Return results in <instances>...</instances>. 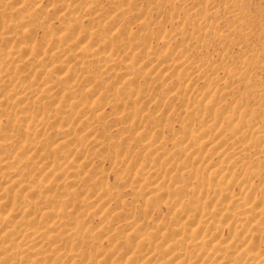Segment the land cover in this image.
<instances>
[{
  "label": "bare ground",
  "instance_id": "6f19581e",
  "mask_svg": "<svg viewBox=\"0 0 264 264\" xmlns=\"http://www.w3.org/2000/svg\"><path fill=\"white\" fill-rule=\"evenodd\" d=\"M101 2L102 0L100 2L99 0L80 1L84 7H96L98 11L101 9ZM107 2L111 3L110 12L113 14L118 15L120 10L123 9L124 2L122 3L120 0ZM13 3L16 4L12 5ZM23 6H25V3L22 4L21 1L20 3L13 0L0 1V16L14 12L10 10L13 7L21 9ZM60 6V10L56 13L61 22L60 30L66 34L77 31V26L73 22L76 21V16L80 14L77 10L81 9V6L77 10L75 9L76 11L73 10L74 8L71 9L67 3L66 6ZM126 9L127 7L124 10L126 11ZM232 10L229 7L226 8V12H232ZM98 13L97 11L94 14L88 13L86 17L90 18L89 21L92 24L98 23L101 18L98 17ZM147 17H137L140 18L139 25L141 28H148L151 25L153 20H147ZM28 19L27 16H23L18 22H20L19 24L24 23L22 27H25L29 24ZM10 22L0 24V182L3 183L0 187V264H65L66 256L69 254L72 256L70 264H80L84 261L85 254L82 253V250L72 249L68 246L72 243L89 244L94 239L91 233L85 231L84 220L86 215L81 214L83 209L79 207L85 205V203L90 204V207L95 204L97 206L103 205L102 211L98 216H104L108 211L114 212L108 204L112 194L111 191L98 185L91 189H89V186L87 188L88 183L96 181L97 178L92 179L88 174L82 175L83 173H80L81 169L94 159L92 156L90 160L91 156L89 157V155H84L85 157L83 158L82 148L80 147L82 140L87 139L85 142L87 147L95 146L96 150L103 149L102 141H98L96 138H88L96 119H92L86 114L93 111H95L94 114H99V104L101 105L103 101L117 107L122 106L123 102H118L120 95L117 92H110L98 99L96 104L92 103L95 105H86L81 98L76 96V90L74 91L73 88L74 78H77L76 74L89 72V65L92 64V60L97 63L96 67L99 65L108 69L106 68L107 66L109 67L115 63L117 59L120 60L125 57L122 60L123 63L125 62V67L120 72L125 77L127 85H131L133 79L138 75V71L143 68L137 69L135 61L136 63L139 62V66H150L145 74L146 76L159 78L162 83H165L168 80H172L175 75L174 71L178 70L186 59L169 58L167 56L168 59H164L161 64L160 58L156 56L154 50H151V48L138 50L140 47L130 56L125 53L123 57L118 56L117 58L112 52L106 54L102 52L104 51L102 47V49L95 47L98 43V45L100 43L103 44L102 42L105 45H109L108 41L112 37V35L101 34L97 30H87L82 34L83 37L81 39L85 38L84 43L52 41L54 45H49L50 48L48 46L50 41L46 40L45 46L47 49L45 52H40V48H34L33 50L28 48L30 46L23 44L25 41L23 42V39L13 34L11 30L13 23L11 24ZM196 28H199V26ZM26 30L27 33L31 31L29 29ZM198 30H202L201 27ZM181 33L183 31L179 33L180 36ZM132 37L136 38V36ZM145 37L144 40H149L148 33ZM125 38L120 39V43L122 42L123 45L125 43L124 40L127 41ZM224 38L221 36L220 40ZM163 39L164 37L161 38V42L165 44L166 41ZM70 45H73L74 48L69 51ZM140 49L143 48L141 47ZM33 62L35 63L33 64ZM37 67L42 69H37ZM64 67L72 69V73L68 74V71H64L65 73L63 72L60 76L57 75L58 72L57 74L54 73ZM30 74L35 75V77L40 75L39 79L34 77L39 81L37 82V87H33L32 85L34 84H22V81L29 78ZM130 74L132 75L129 76ZM203 75H199L198 79H201V82H205L204 84L209 85L210 88L213 87L212 84L216 83V81L210 85L208 84L210 83L209 79H207L208 76L205 77ZM181 76L178 75V79ZM172 81L176 82V80ZM89 83L90 81H88L87 85ZM100 83H102V79L98 82H92L90 87L85 89L84 94L91 95L96 92V86H99ZM186 86L181 91L183 93L179 92L182 100L186 102L182 110L183 114L188 118L189 114L200 112L206 123L205 127L208 126V123L215 121L217 117L214 113H210L209 109L216 106L220 100L209 96V87L205 90H200L195 88V85L190 86L189 89ZM94 87L96 88L93 89ZM228 87L229 84L227 83L221 88L224 89L221 93L229 94L230 90H228ZM54 94L58 96L57 99H53ZM177 95L174 94V97H177ZM221 96L224 98V95ZM204 99H207V101H203ZM39 102L48 105L45 111L42 110L45 105L43 106ZM39 106L42 107L40 108ZM75 108L84 111V117L78 121L80 129L77 132L74 125L76 122H74L75 117L72 116V110ZM238 109L237 105L236 107H230L226 111L229 115L228 119L230 118L232 121L231 123L233 124L236 121V126L232 125L228 129L231 131L230 137L235 138V142L231 145H227V140L222 136H217L213 140L208 141L212 137L213 127H209L210 129L208 127L203 128L202 132H207L197 140H195L196 136L202 134V132H188V130H185V134L182 133L180 138L174 139V148L171 152H169L170 149L168 151L163 149L162 141L159 138L149 137L141 140L148 149H155L152 157H157L158 161L163 156L178 160L177 163L173 162L175 163L173 168L171 163L170 167L165 166V164L164 167L158 162L154 163V160H152V164L143 165L136 169L134 175L136 177L141 175L143 180L147 181L143 186L145 190H149L146 191L148 193L145 192L146 194L143 197L145 204L155 199H165L166 197L168 199L169 196H172L170 193H173L175 189L172 190L169 186L170 190H172L171 192L168 191L169 188H167L168 190H165V188L163 190V185L162 187L160 185L162 181L178 183L177 178L180 177V173L190 167L192 162L203 160L206 165L209 154L217 158L216 163L209 165L208 175L204 180H200L197 173L189 172L191 179L200 180L199 185L195 187V191L200 197L204 198H202V204L203 202L210 204L209 210L206 213H202L201 203H198L197 200L193 204L189 203V205H185L182 201L181 203L177 198V200L168 202L166 205L168 209L176 211V213L172 214L174 215L173 222L176 225L174 230H171V235L172 232L173 235L170 238L164 235L166 230L164 234L162 233L163 228H165L163 224L150 226L145 221L144 223H138L134 215L133 219H131L132 215L130 217L127 215L129 214L128 208L122 204V209L115 211L114 214L123 216V220L127 219L124 225L125 231L122 234L118 235L116 232L115 235L107 237L110 247L98 255L97 261L102 262L103 258H108L109 261L105 264H120L118 259L110 257L108 252L116 248L115 245L119 242L127 240L134 242L136 240L134 247L130 245V253L128 252L129 255L126 257L125 262L121 264H264V196L259 198L253 196L255 186L247 184L248 174L246 175L245 173L240 178L230 177L229 175L234 163L237 162L236 160L243 159L253 146L252 141L246 138V133H249V131L258 133L260 131L258 128H251L250 124L240 118L241 115H236ZM133 111H135L134 107ZM150 116L151 113L145 114L144 120L149 126H152L158 119L156 116ZM1 117L6 119V124H2ZM113 119L115 121L114 124H118L124 129L128 127L123 124L125 122L124 117L117 115ZM17 121H23V124L20 125ZM222 128L219 130L224 133L227 129ZM219 130L217 129V131ZM53 138L55 140H52ZM190 139L195 140V145L198 142L203 144L208 141L202 155L196 154L193 156L194 152L189 150ZM114 145H117L116 141H114ZM229 153L231 154L229 155ZM80 157L83 159L77 161ZM164 161L166 163L165 159ZM170 172H172L173 176L167 177L166 175ZM234 180L240 181L243 188L239 193L232 195L230 187ZM219 197L228 198L224 203L220 201V203H223L221 208L218 207V202L214 203L212 201L216 198L219 199ZM105 204L108 205L104 207ZM117 207L119 208V206ZM149 209H146L147 212ZM189 215H192L194 220L192 218L188 219ZM81 216H84V218L79 219ZM139 220H141V217ZM169 221L171 222V220ZM165 224L164 226H166ZM203 227H208L210 232L208 234L204 233ZM222 230L227 231L225 238L218 237ZM187 245L194 248V255L190 263L187 260L183 262L184 259L179 256L180 254L175 256L176 252L183 248H188ZM164 250L167 253H164V256L158 259L160 253L164 252ZM87 263H89V260H86L83 264Z\"/></svg>",
  "mask_w": 264,
  "mask_h": 264
},
{
  "label": "rangeland",
  "instance_id": "374dc122",
  "mask_svg": "<svg viewBox=\"0 0 264 264\" xmlns=\"http://www.w3.org/2000/svg\"><path fill=\"white\" fill-rule=\"evenodd\" d=\"M0 1L5 2L9 0ZM13 1L18 3L21 1L22 4L25 3V6L21 9L13 7L10 10L14 12L5 15L2 14L0 16V24L6 22L9 23V21H11L10 23H13V27H11L13 34L23 39V42L25 41V43H22L26 46H30L28 47L29 49L34 50V48H40V52H45L47 49L45 46L46 40H49L51 43L52 41L84 43L85 38L81 39L83 37L82 34L87 30H97V32L99 31L101 34H106L108 36L112 35V37L111 40L108 41L109 45H105V43L102 42L104 46L101 43L98 45V43L95 47H102L103 49H101L104 50L102 52L106 54L112 52L117 58L118 56L123 57L125 53H128L130 56L137 51L139 47H142L143 49L139 48L138 50L149 48L154 50L156 56L160 58L161 64L164 59H168V57L180 58L182 60L186 59L184 64L180 66L178 70L174 71L175 75L172 80H176V82L168 80L165 83H162L159 78L156 79L154 77L146 76L145 74L150 66H139V62L137 61L138 63H136L135 61V67L137 69L143 68L138 71L139 73L135 79H133L131 85H127L124 79L125 77H123L120 72L125 67V62L123 63L122 61L125 57L120 60L117 59L116 62L113 63L114 65L111 64L109 67L107 66L106 68L108 69L99 65L96 67L97 63L92 60V64L89 65V72L76 74L77 78H74L73 88L74 91L76 90V96L81 98L86 105H95L98 99L104 97L110 92H117L120 95L118 102H123L122 106L117 107L109 102L103 101L101 105L99 104V114H94L95 111L86 114L92 119H96L88 138H96L98 141H102L101 144L103 145V149L96 150L95 146L87 147L85 144L87 139L82 140L80 147L82 148L83 158L85 157L84 155H89V157L91 156L90 160L92 159V156L94 159L91 163L83 167L80 173H83L82 175L88 174L92 179L97 178L96 181L89 182L87 188L90 187L89 189H91L98 185L103 188L106 187L111 191L112 194L108 200V204L114 212L108 211L104 216H98L102 211L103 205L97 206V204H95L91 207L89 206L90 204L86 203L83 206L79 205V208L83 209L81 214L86 215L84 220L85 231L91 233L94 239V241L89 244L72 243L68 246L72 249L77 248V250H82V253L85 254V259L80 264H83L86 260H89V263L87 264H105L109 261L108 258H103V261L100 262L97 261V258L98 255L102 254L110 247V243L107 239L108 236L115 235L116 232V234L119 235L125 231L124 225L127 219L123 220V216H116V214H114L115 211L121 210L123 205L128 208L129 214L127 215H129V217L132 215L131 219L135 216L134 218L138 223H144L145 221V223L147 222L150 226L163 224V227L165 228H163L162 233L164 234L166 230V233L168 234L165 233L164 235L169 237L173 235V232L171 235V230L173 231L176 225L173 222L174 215H172L176 213V211H170L168 209L166 206L168 202L178 199L185 205H189V203L193 204V202L197 200L198 203H201L202 213H206L209 210L210 204L206 202H203L202 204L204 198L198 195L195 191V187L199 185L201 179L204 180L207 178L208 169L210 167L209 165H213L217 161V158L211 154L208 155L206 165V162L203 163V160L200 162H192L190 167L180 173V177L177 178V181H179L178 183H172L171 181V184L163 181L160 183L161 187L163 185V190L164 188L165 190H168L167 188H169V186L172 190L175 189L173 190V193H170L172 196H169L168 199L167 197L165 199H155L146 204L143 202L144 194L148 193L146 191L149 190L143 188L147 182L143 180V176L138 175V178L134 175L136 169L143 165L152 164V160H154V163L158 162L161 166H164L165 164L167 167H170L169 165L171 163L173 164V168L178 160H175V158L169 159L166 156H163L164 158H159L158 161L157 157H152L155 149H148L142 143V139L149 137L159 138L160 141H162L163 149L166 151L170 149L169 152H171L174 148L173 143L175 140L180 138L182 133L185 134L187 130L188 132L200 131L201 133L206 127H213L214 130L212 129V137L208 141L213 140L217 136H222L227 140V145H231L235 142V138L232 136L230 137L231 131L228 129L232 127V125L234 126L236 121H233L234 123L232 124L231 119H228L229 115L226 111L230 107H236L238 105L240 110H237L238 114L236 113V115H241L240 118H242L243 121H246L247 124H250L251 128H258L260 131L258 133L253 131L246 133L247 137H245L248 138L249 141H252L253 146L248 150L243 159L236 160L237 162L234 163L229 175L230 177L235 176L236 178H240L243 174H248L249 178L247 184L255 186L253 196L257 198L264 196V0H120V2L123 1L124 3L122 2L123 9L120 10V14L118 13V15L110 12L111 3L109 4L107 1L112 0H102L100 3L101 9L99 11L96 10V7H94L95 9L93 7H84L83 4L80 3L81 0H38V2L37 0ZM100 1L101 0H99V2ZM66 3L71 9L74 8V11L80 6L82 9L79 8V10H77L80 14L78 12L79 15L76 16V21L73 22L77 26V31L67 34L60 30L61 22L56 14L60 10V5L66 6ZM15 4L16 3H13L12 5ZM125 7H127L126 11L124 10ZM225 7H229L234 11L226 12ZM96 11L99 12L97 15L101 18H98V23L92 24V22L89 21L90 18H87L86 15L88 13L94 14ZM155 12L157 13L155 14ZM23 16L29 18L27 20L29 24L25 27H22V24L24 23L19 24L20 22H18ZM137 17H147V20L153 21H151V25L148 28H141L139 25L140 18ZM110 20L112 21L110 22ZM198 26L199 28L201 27L202 30H198L199 28H196ZM26 29L31 30L32 33L31 31L27 33ZM179 31H183L181 36ZM119 32L122 33L120 34ZM147 33L149 35V40L146 41L144 39L146 38L145 36ZM132 36H136V38ZM162 36L166 41L165 44L161 42V38H163ZM221 36L226 39L224 38L220 40ZM124 37H126L125 39L127 41L124 40L125 43L123 45L122 42L120 43V39H124ZM50 42L48 46L54 45ZM232 42H234V44H232ZM139 43L141 44L139 45ZM135 44L137 45L135 46ZM73 48L74 46L70 45L69 51ZM34 63L35 62H33V64ZM67 65L72 66L69 63ZM38 68L39 67H37V69ZM64 71H68V74H71L73 70L64 67L62 70H56L54 73L57 74L58 72L57 75L60 76ZM198 74H204L203 76L205 77L208 76L207 79H209L210 82L208 84L211 85L214 81H216V83L212 84L213 87L210 88L209 85L207 86V84H204L205 82L203 83V81L201 82V79H198ZM131 75L132 74L129 76ZM178 75L181 76L180 79H178ZM36 76L37 77L30 74V76H28L29 78L22 81V84H34L32 86L37 87V82L39 81L36 79H39L40 75L39 77L38 75ZM100 79H102V83H100L99 86H96L97 88H93H96L97 91L91 95H85V89L89 88L92 82H98ZM88 81H90L89 85H87ZM227 83L230 87H228L230 93L223 94L221 91L224 89L221 88ZM198 84H201V89ZM192 85H195V88L200 90H205L209 87V96L221 101H219L220 104L218 102L216 106H213V108L211 107L209 109L210 111L208 110L210 113H214L217 117L215 121H211L212 123L209 122V125L206 127V123L200 112L189 114L188 118L182 112L186 102L182 100L181 93L183 92L181 91H183L185 86L189 89ZM174 94H178L177 97H174ZM221 95H224V98H222ZM57 97L56 94L53 95V99H57ZM203 101H207V99H204ZM39 104H41V102H39ZM42 104L43 106L45 105L44 109H42L45 111L47 109L46 106L48 105L44 103ZM39 107L41 108L42 106ZM133 107L136 112L133 111ZM130 112L131 114H129ZM83 113L84 111L78 108L72 110V116L75 117L74 122L76 121L74 124L77 127V129L75 127L76 132L80 129L78 121L84 117ZM147 113H151V116H156L158 119L152 126H149L144 120L145 114ZM117 115L124 117L125 122L123 124L127 125V128L124 129L120 125L114 124L115 121L113 118ZM1 122L4 125L7 121L4 117H1ZM17 122L20 123V125L23 124V121ZM57 123L59 124V121ZM222 127L227 129L224 133L219 130ZM217 129L219 131H217ZM206 132L207 131H204L202 134L196 136L195 140L202 137ZM52 140H55V138ZM195 140L190 139L189 150L194 152L193 156L196 154L202 155L208 141L203 144L198 142V144L196 143L197 145H195ZM114 141L117 142V145H114ZM74 142L77 143L76 140H74ZM230 154L231 153H229V155ZM83 158L80 157L77 161H81ZM164 159L168 164L164 163ZM190 171L197 173L200 180H196V182L194 179H191L189 177ZM81 174L80 176H82ZM171 175L172 172L168 173L166 176L170 177ZM233 182L230 191L232 195H235L242 190L243 186L240 184V181L234 180ZM1 184L3 183L0 182V187ZM179 189L183 191L180 192V190L177 192L176 190ZM172 190L169 188L168 191L171 192ZM133 192L137 194L134 195ZM227 199V197H219V199L216 198L212 201L214 203L218 202L219 204L217 203V205L221 208L224 201ZM123 201L125 202L123 203ZM220 201H223V203H220ZM108 204H105L104 207ZM117 206H119V208ZM145 208L149 209L148 212ZM137 217L138 219L141 217V220L138 221ZM80 218H84V216L79 217V219ZM187 218H192V220H194L192 215H189ZM169 220H171V222ZM164 224L166 226H164ZM202 230L206 234L210 232L208 227H203ZM219 236L225 238L227 236V231L222 230L218 237ZM129 241L127 240L117 243L115 245L116 248L113 249L114 251H109L108 255L118 259L120 264L125 262L126 257L130 253V247H134L136 242V240L134 242ZM187 247L188 248H183L179 252H176L175 256L180 254L179 256L184 259L183 262H186L187 260V262L189 261L188 263H190V261H192V256L194 255V248L189 245H187ZM164 253L165 250L160 253L158 259H161V256L163 257ZM71 259V254L67 255L65 264H70L72 261Z\"/></svg>",
  "mask_w": 264,
  "mask_h": 264
}]
</instances>
